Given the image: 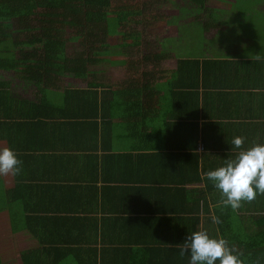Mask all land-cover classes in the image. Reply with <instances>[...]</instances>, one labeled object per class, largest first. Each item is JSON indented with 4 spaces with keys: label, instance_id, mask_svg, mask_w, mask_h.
Instances as JSON below:
<instances>
[{
    "label": "crops",
    "instance_id": "crops-1",
    "mask_svg": "<svg viewBox=\"0 0 264 264\" xmlns=\"http://www.w3.org/2000/svg\"><path fill=\"white\" fill-rule=\"evenodd\" d=\"M216 8L186 19L178 9L147 27L173 32L156 39L162 50L182 25L203 24L201 55L184 57L169 48L159 60L112 58L102 64L122 70L111 77L102 71L106 88L139 91L107 93L108 100L119 96L113 103L99 93L96 117L85 116V109L86 120L66 116L73 108L64 103L65 91L86 88L79 79L59 77L44 90L47 104L34 108L43 96L36 87L0 73L7 86L4 115H45L22 120L27 123L22 127L13 125V118L1 121L0 147H11L22 164L15 176L0 174V264H25L28 256L37 264H80L82 258L95 264H150L147 250L183 243L192 219L199 217V230H205V210L220 204V194L204 173L236 154L234 137L244 138L242 148L264 143V39L237 29L254 21L251 13L236 12L244 16L232 25L216 21L223 10ZM140 29L136 35L144 33ZM235 29L240 34L230 42L237 50L229 52L226 39L214 37ZM121 30L120 35L130 29ZM212 40L226 47L216 50ZM211 51L223 53L211 57ZM187 60L196 64L180 67ZM124 99L128 102H120ZM84 121L96 122L97 134L84 124L74 126ZM200 195L204 198L197 200ZM234 211L243 215L235 227L259 235L261 243L264 193L241 201ZM144 225L145 230L119 238L120 229Z\"/></svg>",
    "mask_w": 264,
    "mask_h": 264
},
{
    "label": "trees",
    "instance_id": "trees-1",
    "mask_svg": "<svg viewBox=\"0 0 264 264\" xmlns=\"http://www.w3.org/2000/svg\"><path fill=\"white\" fill-rule=\"evenodd\" d=\"M120 1L122 0H0V73L14 74L15 77L30 82L36 87L43 96L34 108H41L42 105L47 104L44 90L59 77L70 76L81 80L86 85L85 89L65 91L67 98L64 99V103L66 107L71 105L73 108L66 112V116L70 119L86 120L85 116H90V114L91 117H96L97 104L95 101L99 93L108 103H113L119 99V96L108 100L105 96L107 93L138 92L139 89L135 88L129 90L106 88L107 82L102 77L99 67L104 63L112 62V58L118 60V57L133 56L129 50L142 45L140 40L143 33L136 35L134 29H130L129 33L126 32L128 35H120L119 29L137 23V25L150 26L160 21L134 20L135 16H142V9L125 6L120 8L118 7L120 4H114ZM189 2L192 6L197 5L203 10L202 6L206 0H189ZM112 36H118L119 43L108 44L106 39ZM142 50L146 62L165 57L164 51L159 50L158 44L153 47L152 43L146 41L142 45ZM182 62L180 67L196 64V61L191 60ZM143 79L148 82V79ZM6 90L7 86L0 80V132L4 126L2 120L13 118V125L22 127L27 126V123H21L22 120L34 119L38 115L45 116L41 112L32 116L4 115L1 107L4 104L3 97L6 96ZM92 102L96 104V107L90 104ZM120 102L128 101L124 99ZM22 104L30 106L31 103L24 101ZM83 109L86 110L83 113H87L85 116L82 115ZM30 124L31 122L28 123ZM83 124L86 130H93L97 134L98 124L96 122H75L74 126L79 127ZM0 138H4L3 133H0ZM201 198H204L203 195L202 197L200 195L197 200ZM213 214L219 217L221 221L219 224L212 222ZM204 217L202 225L205 230L214 237L223 236L231 246L235 247L244 264H264V239L259 243V235H252L249 230L245 232L244 229L235 227V222L243 221V215H239L230 207L219 204L211 212L205 210ZM200 220L199 217L192 219L189 227L184 228L186 234L198 231ZM143 230H145V225L140 229L124 227L120 229L119 238L124 234H134L135 231ZM132 242L129 240L125 244ZM119 246H122V243H119ZM154 246L147 250L150 264H188L189 256L187 253L184 256L179 255L178 244L167 247L165 244ZM125 251L127 249H123V254ZM37 261L38 259L28 256L25 264H37ZM80 264L95 263L92 262V258L89 260L82 258Z\"/></svg>",
    "mask_w": 264,
    "mask_h": 264
},
{
    "label": "clouds",
    "instance_id": "clouds-1",
    "mask_svg": "<svg viewBox=\"0 0 264 264\" xmlns=\"http://www.w3.org/2000/svg\"><path fill=\"white\" fill-rule=\"evenodd\" d=\"M243 143V137H234L232 145L236 154L204 173L219 192V203L233 210L240 207L241 201H251L264 193V143L242 148ZM21 164L11 147H0V174L15 176L21 171ZM211 220L214 224L221 222L214 214ZM178 245L179 255L188 254V264H244L241 255L225 238L214 237L204 229L187 234L184 242Z\"/></svg>",
    "mask_w": 264,
    "mask_h": 264
},
{
    "label": "rangeland",
    "instance_id": "rangeland-1",
    "mask_svg": "<svg viewBox=\"0 0 264 264\" xmlns=\"http://www.w3.org/2000/svg\"><path fill=\"white\" fill-rule=\"evenodd\" d=\"M235 1V3L231 2ZM114 4H120L118 7H130L132 9H142V16H135L134 20L148 22V21H154L158 20L161 21L164 18L168 16H173L176 14L177 10L179 9L181 17L183 19H186L187 17H199L201 16L205 11H216L217 8H222L223 10L219 12V16L216 15V21L218 23H231L232 25H237L238 20L236 18L244 16V15H238L236 12H249L253 15L254 21H247L244 23L246 27L244 28H237L238 30L242 31L245 30V33H250L257 38L260 37V39H264V0H206L204 5L202 6L203 11L201 8H199L197 5H191L189 0H122L120 2H114ZM255 5V7H253ZM263 8V11L262 9ZM216 9V10H215ZM220 10V9H219ZM162 22V21H161ZM234 23V24H233ZM138 24V23H137ZM137 24H130L126 27L122 28V32L126 33L129 29L135 28H144L140 29L144 33L141 35V42L142 45L146 43V41L152 43V46H156L157 42L156 39H161L164 37V35H173V32H166L165 29H161L162 32H157L158 29L153 27L144 26V25H137ZM160 27V26H159ZM254 30H258L257 33L252 32ZM204 32V25L201 23H196L193 25H182L179 28V36L174 37L173 40L169 41V44L166 45L165 43L162 45V51L164 53H168L167 50L169 48L175 50L179 54H184V57L193 56V53L196 52L198 55H201V50H199L200 45L204 44V41L202 40L201 33ZM221 33V32H220ZM240 33L236 31L231 30L230 34L226 32L225 34L221 33V37H214V39H226L227 41V47L229 49V52H233L237 50L236 44H231L230 39L235 38ZM118 37H110L107 38L106 41L108 44H115L119 43ZM155 39V40H154ZM237 42V40H235ZM142 45L139 47H133L129 50V53L133 54V56L121 58L124 60H131V61H141L145 62L144 60V53L142 50ZM205 45V44H204ZM210 45L217 50V46L219 44L214 43L212 40L210 42ZM221 48L226 47V45H219ZM236 46V47H234ZM163 47L166 48L163 49ZM110 52V51H109ZM223 52L216 51L212 54V51L210 52L211 57H214L215 55H220ZM232 54V53H231ZM205 56V53H204ZM182 58V57H178ZM152 60V59H151ZM101 72L103 71L104 76L111 77L112 75L115 76L114 73H118L120 75L121 69H113L108 66H101L99 67ZM125 73V71L123 72ZM128 76L134 75V70L129 71ZM119 77V76H118ZM117 77V78H118ZM114 78V79H117ZM119 79V78H118ZM79 84V83H78Z\"/></svg>",
    "mask_w": 264,
    "mask_h": 264
}]
</instances>
